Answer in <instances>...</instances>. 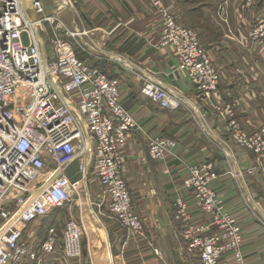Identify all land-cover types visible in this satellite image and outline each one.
Segmentation results:
<instances>
[{
	"label": "built area",
	"instance_id": "built-area-1",
	"mask_svg": "<svg viewBox=\"0 0 264 264\" xmlns=\"http://www.w3.org/2000/svg\"><path fill=\"white\" fill-rule=\"evenodd\" d=\"M247 2L249 6L255 4V0ZM31 3V12H46L43 1ZM163 13L169 16L164 23L163 42L178 47L181 68L189 71L201 92L207 97L219 96L218 74L198 33L166 10ZM53 14L31 21L23 0H0V264H43L44 258L57 253L61 246L67 259L82 258L83 233L74 216L65 223L63 244L54 225L37 249L26 237L28 226L66 207L79 194V183L65 171L89 153L82 116L95 140L97 175L111 214L136 236H145V223L135 211L132 193L122 177L123 153L139 125L121 101L119 80L111 79L96 63L80 58L75 49L85 51L80 43L73 44L58 32L50 40V50H42L38 28L47 21L56 24L58 18ZM63 24L57 23L56 30ZM24 34L27 45L22 40ZM78 34L72 31L68 35L76 39ZM142 92L170 111L182 105L181 96L157 79L149 80ZM73 94L79 96L76 101ZM215 108L225 118L233 140L261 154L256 167L264 171V128L249 136L240 127L232 105L217 104ZM145 136L152 160L172 154L176 140L147 132ZM79 171L86 172L84 163ZM191 175L185 186L193 191L197 206L212 217V222L196 224L187 202L176 198L174 217L188 251L197 254L200 264H222L226 252L233 256L232 264H246L242 227L212 186L218 176L214 164H194ZM211 226L218 232L208 233Z\"/></svg>",
	"mask_w": 264,
	"mask_h": 264
},
{
	"label": "crops",
	"instance_id": "crops-1",
	"mask_svg": "<svg viewBox=\"0 0 264 264\" xmlns=\"http://www.w3.org/2000/svg\"><path fill=\"white\" fill-rule=\"evenodd\" d=\"M73 1L70 0V10L74 17V30L89 31L88 36L81 38L85 51L76 47L77 54L86 61L105 67L113 78L120 80L122 103L146 132L176 140L172 154L157 161L149 156L145 133L135 131L130 136L124 150L123 173L147 231L146 236H133L112 216L109 200L103 201L100 196L104 189L96 171L95 140L89 132L86 118L82 116V126L90 141L89 153L86 157L77 158L65 173L71 179L77 176L79 180H88L86 186H91L89 198L100 207V224L106 236V241L101 238L100 245L96 244L94 248L101 247L102 250L104 245L106 247L100 252L101 257L96 259L91 242L97 236L92 232L90 239L85 234L87 240L81 264H109L110 260L111 264H200L198 257L188 251L180 233L174 217V203L178 196L182 197L188 204L193 222L201 225L212 222V217L201 212L194 193L185 186L191 178L189 167L209 161L218 174L212 186L225 209L242 227L247 264H264V171L255 166L253 153L230 139L225 121L215 108L217 104H232L248 132L264 126L263 46L250 40L247 33L242 36L244 42L235 34L237 40H227L226 32L221 33L217 44L206 45L220 71V95L217 98L204 97L180 68L175 48L161 45V17L151 0ZM162 1L176 16L180 13L177 0ZM237 1H228L229 12H234L235 16L240 5ZM221 2L213 0L208 12L219 15ZM78 7L84 10V14L78 12L77 15ZM205 7L203 5L202 9ZM246 12L249 25L263 19L264 0H259ZM177 18L183 24L189 22L187 17L178 15ZM43 46L42 42V50L49 49ZM144 76L159 78L166 87L178 90L182 99L180 109L170 111L146 98L141 93V78ZM72 96L75 101L79 97L78 94ZM83 163L86 172L81 173L79 166ZM88 168L91 170L89 178L86 177ZM30 226L27 230L33 236L31 238H36L37 231L33 232ZM216 232L218 229L213 226L208 230L211 234ZM32 244L37 249L40 242ZM230 256L226 252L222 264H232ZM43 264L77 263L64 256L61 246L57 253L46 256Z\"/></svg>",
	"mask_w": 264,
	"mask_h": 264
},
{
	"label": "rangeland",
	"instance_id": "rangeland-1",
	"mask_svg": "<svg viewBox=\"0 0 264 264\" xmlns=\"http://www.w3.org/2000/svg\"><path fill=\"white\" fill-rule=\"evenodd\" d=\"M25 1H26V5H27L25 8H27L28 7V3L32 2V1L31 0H25ZM43 1H44L45 6L46 5L55 6V10L53 9V11H52L49 8L46 7L47 10H46L45 13L36 14L35 12H31V9H32L31 7H28L29 9L27 11L25 10V13H26V16L28 17V19L31 20V21H34V20L38 21L39 19H41L42 16H44V15H46V14H48L50 12V13H54L53 16L58 18L57 19V23H61V22L64 23L62 25V28H59L58 30H56L57 29V23L56 24H52L50 21L45 22L43 24V26L38 28V30H39L38 34L40 35L41 40H42L43 45L45 46V48L46 47L50 48V40L53 38L55 33H58V32L60 34H62L65 38H69L73 44L78 42L84 47V45L82 43V39L89 35V31H86L84 29L77 30V32H80V34L77 35L78 37H76V39H74V37L68 35L69 32L76 31V30H74L73 25H72V22H74V20H73L74 17H73V13L70 10V8H71L70 0H43ZM151 1H152L153 6L158 9V12H159L160 17H161V45H163V46L164 45H172L175 48V51H176V54H177V58L179 60V65H180V62H181L180 61V56L181 55H180V52L178 50V47L173 42H171V43H164L163 42L164 23H165L166 15H167V14L165 15V13H163V11L166 10V12L173 19L177 20L178 22H180V20L177 18L178 15L180 17H184V18L187 17L186 19L189 20V22L185 21L187 24H185V23L183 24L182 22H180V23H182L186 27H189L190 29H192L196 33H198L200 41L204 43V44L203 43L202 44L204 45V48L206 49V51L209 54V56L211 57L212 62L214 64V66L216 68V71H217V74H218L217 78H218L219 90H220V71L218 69V66L216 65V62L214 61V59L212 57V54L210 53V51L208 50V47L206 45L209 46V45L217 44L218 41H220V38L222 37L221 33L226 32V34H225L226 36L225 37L227 38V40L228 39H230V40H235L236 39L237 40L235 35L238 36V37L240 36V38L242 40V36H246V33H247L248 38L250 40H253L254 42H256L258 44H261V46H263L261 41L264 42V37H261L262 36L261 35V32H262L261 30L264 31V28H262L264 26V18L260 19L258 21H255V22L253 21V23H251V25H249L250 22L248 21V16H246V14L248 15V12H246V11H249V9L253 5L252 6L247 5L248 4L247 0H238L237 1V2L240 3V5H239L238 9L235 10L236 16L233 14L234 12L233 13L229 12L230 11L228 9V4H229L228 1L229 0H222V2L220 3L221 9L219 8L220 11L218 12L219 15L218 14L217 15L214 14L212 11L210 13L208 12L210 4H212L213 0H177L178 4L180 5V7H179V12L180 13L177 16L163 4L162 0H151ZM258 1L259 0H255V3L258 2ZM158 2H159V4H158ZM206 3L208 5H206ZM203 5L206 6L205 10L202 9ZM78 12H80L81 14H84L83 13L84 10L81 7L77 8V15H78ZM75 19H78V17H76ZM236 22H237V25L234 26V24ZM64 25H65V27H64ZM67 29H68V31H67ZM242 33L245 34V35H242ZM203 37H206V40L203 41ZM256 38H258V39H256ZM22 40H23L25 45L28 44V39H27V35L26 34H24L22 36ZM242 42H244V41L242 40ZM78 49H80V51H82V52L84 51V50L81 49V47L80 48L78 47L77 50ZM180 68H181V66H180ZM183 70L185 71L186 75L192 81L193 79H192L189 71H186L185 69H183ZM111 79H113V78H111ZM116 79H118V78H116ZM156 79L160 80L159 78H154V77H151V76L142 77L141 78V81H142L141 93L143 94V92H142L143 91V87L149 82V80H156ZM160 81H162V80H160ZM118 82H119L120 87H121L120 80ZM195 87L198 90L199 94H202V96L205 95L207 97V94L201 92L196 85H195ZM167 88H169V87H167ZM171 90L176 92L177 94H179L178 90H176V89H171ZM217 97H219V96H217ZM217 97H215V98H217ZM226 105H228V104H226ZM230 105H232V104H230ZM233 110L237 114L236 109L234 108V106H233ZM218 115H220L221 118L225 121V118H223V116L220 114V112H218ZM237 119H238V117H237ZM136 121H137V123L139 125V129L136 130V131L142 132L144 134L146 131L140 125V123L138 122L137 119H136ZM238 121H239V119H238ZM226 123L227 122L225 121V129L228 132V130H227L228 129V125ZM238 123H239L240 127L243 130H245L243 128L242 124L240 123V121ZM263 128H264V126L260 127L258 130L254 131V132H248L247 131L248 135L249 136H255L256 134L260 133ZM147 133H150V132H147ZM228 134L230 136V139L233 140L234 138H233L232 133L228 132ZM167 138H170V137H167ZM170 139H173V138H170ZM234 142L237 144V146H239V147H241L243 149H246V150H248V151H250L251 153L254 154V156H255V158H254L255 161L254 162L256 163L255 166H257V163L260 162L261 154L258 153V152H257L258 153L257 154L254 151L249 150V149L245 148L244 146H241L240 142L237 141V140L234 141ZM167 156L165 158H163L161 160H157V161L165 160L167 158ZM123 157H124V153H123ZM82 159H84V158H82ZM201 163L202 164H208V163H210V161L209 162H201ZM196 164H198V163H196ZM192 166L189 167L190 172H191V167ZM96 169H97V167H96ZM90 171H89V168H88L87 176H86L87 178H89ZM122 171H123V169H122ZM122 177L127 182V185L130 188V186L128 184V181L126 180V177L124 176V173H122ZM72 180L74 182L79 183L78 190H77L79 194L78 195L75 194V196L72 198V201L69 202L66 207L57 208V209L53 210L51 212L50 216L47 217L45 220H43L42 222H35L33 224L34 225L33 227L30 226V228L32 227L33 232L37 231V233H36L37 240H36L35 237L31 238L33 236H30V232H28L29 226H28V230L26 231V237H27V239H29V241L31 243H35V242L36 243L37 242L41 243L47 236L48 228L50 226L54 225L56 227V230H57L58 235L60 237V242L62 243L61 239L63 237V231H64V228H65L66 219L68 218V216H74L76 218V220L78 221V224L80 226L81 232L83 233L82 246H84V242L87 240V235L89 236L90 239H91L90 233H92V232H94V236H97V238L93 239L94 241L91 242L92 243L91 246H92V249H93L92 250L93 254L95 255V257L97 259L98 257H101L100 256L101 255L100 252H102L103 249L105 251V247H106L104 245L102 250L100 249L101 247L100 248H94V247H97L96 244L100 245L101 238L103 239L104 242L106 241V236H104L105 233H104V230H102L103 227L100 224V218H99V213H98L99 212L98 210H100V207L98 205H95L94 202H92L91 199L88 197L89 191H90L89 189L91 187L90 185H89V188H88V185L85 188L84 187V182L82 180H79L77 176L72 178ZM86 189H87V191H86ZM130 191H131V189H130ZM86 192H88V195L86 194ZM91 193H93V192H91ZM100 196L102 197L103 201L107 200V199L104 198L105 194L103 193V191L101 192ZM87 199L90 200V204L88 203ZM132 199H133V196H132ZM133 204H134V201H133ZM134 209H135V211H137V209L135 208V205H134ZM77 214H78V216H76ZM138 214H140V212H138ZM81 215L83 216V218L81 217ZM63 217H65V219H63ZM114 218L125 230H127L129 232V234H131L133 236H136V234H134L133 231H131L127 227L123 226L116 217H114ZM59 219H60V221H59ZM1 225H2V218L0 216V227H1ZM145 228H146V226H145ZM98 232H100V233H98ZM146 232H147L146 229H144L145 236H146ZM85 234H87V235H85ZM107 239H108V235H107ZM104 242H102V244ZM156 251H158V250H156ZM108 253H109V250H107V256H108ZM110 253H111V250H110ZM193 255H195V254H193ZM195 256L198 257L197 254ZM244 256H245V254H244ZM230 258H231V262H233V256L232 255L230 256ZM245 259H246V256H245ZM198 260H199V258H198ZM75 262L77 264H81V260H75ZM108 263L111 264L112 261L110 260V262H108ZM199 263H200V261H199ZM246 264H247V262H246Z\"/></svg>",
	"mask_w": 264,
	"mask_h": 264
},
{
	"label": "bare ground",
	"instance_id": "bare-ground-1",
	"mask_svg": "<svg viewBox=\"0 0 264 264\" xmlns=\"http://www.w3.org/2000/svg\"><path fill=\"white\" fill-rule=\"evenodd\" d=\"M32 1V0H31ZM31 5V3H28V6H30ZM23 6H24V8L27 6L26 5V1L25 0H23ZM60 7V6H59ZM83 130H84V128H83ZM86 136V135H85ZM86 140H87V138H86ZM87 142L88 143H90V141L89 140H87ZM88 143H87V146H88ZM84 182H85V184H84V187L86 188V183H87V181L88 180H83ZM88 194V193H87ZM88 197H89V195H88ZM88 200V203L90 204V200L89 199H87ZM4 230V229H3ZM109 249V248H108Z\"/></svg>",
	"mask_w": 264,
	"mask_h": 264
},
{
	"label": "trees",
	"instance_id": "trees-1",
	"mask_svg": "<svg viewBox=\"0 0 264 264\" xmlns=\"http://www.w3.org/2000/svg\"><path fill=\"white\" fill-rule=\"evenodd\" d=\"M80 57V56H79ZM80 58H82V57H80ZM97 67L98 68H100L102 71H104L106 74H108V76L109 77H112L113 75L112 74H110V73H108V71L103 67V66H101L100 64H97ZM113 78V77H112ZM46 219V218H45ZM44 219V220H45Z\"/></svg>",
	"mask_w": 264,
	"mask_h": 264
},
{
	"label": "water",
	"instance_id": "water-1",
	"mask_svg": "<svg viewBox=\"0 0 264 264\" xmlns=\"http://www.w3.org/2000/svg\"><path fill=\"white\" fill-rule=\"evenodd\" d=\"M32 1H34V0H32ZM41 1H43V0H41ZM44 2V1H43ZM31 3V2H30ZM31 5H32V3H31ZM31 5L30 6H28V7H31ZM24 8L26 11L29 9V8ZM46 7L47 8H49L50 10H52L53 11V9L55 10V6H48V5H46Z\"/></svg>",
	"mask_w": 264,
	"mask_h": 264
}]
</instances>
